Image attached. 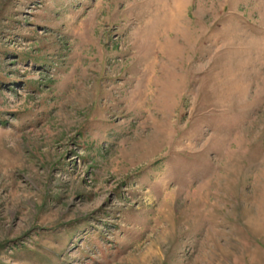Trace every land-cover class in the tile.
Segmentation results:
<instances>
[{"label":"rangeland","instance_id":"1","mask_svg":"<svg viewBox=\"0 0 264 264\" xmlns=\"http://www.w3.org/2000/svg\"><path fill=\"white\" fill-rule=\"evenodd\" d=\"M0 264H264V0H0Z\"/></svg>","mask_w":264,"mask_h":264}]
</instances>
